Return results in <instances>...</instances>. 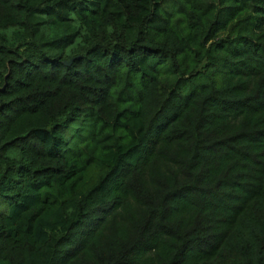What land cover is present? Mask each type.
Returning a JSON list of instances; mask_svg holds the SVG:
<instances>
[{
    "label": "trees",
    "instance_id": "obj_1",
    "mask_svg": "<svg viewBox=\"0 0 264 264\" xmlns=\"http://www.w3.org/2000/svg\"><path fill=\"white\" fill-rule=\"evenodd\" d=\"M0 264H264V0H0Z\"/></svg>",
    "mask_w": 264,
    "mask_h": 264
},
{
    "label": "water",
    "instance_id": "obj_2",
    "mask_svg": "<svg viewBox=\"0 0 264 264\" xmlns=\"http://www.w3.org/2000/svg\"><path fill=\"white\" fill-rule=\"evenodd\" d=\"M71 61H72V60H68V61H66V63H68V64H69V63H71Z\"/></svg>",
    "mask_w": 264,
    "mask_h": 264
}]
</instances>
